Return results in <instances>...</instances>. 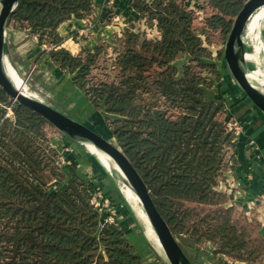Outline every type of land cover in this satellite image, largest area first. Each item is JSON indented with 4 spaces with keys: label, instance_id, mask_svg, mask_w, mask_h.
<instances>
[{
    "label": "trees",
    "instance_id": "trees-1",
    "mask_svg": "<svg viewBox=\"0 0 264 264\" xmlns=\"http://www.w3.org/2000/svg\"><path fill=\"white\" fill-rule=\"evenodd\" d=\"M247 1L208 0L199 18L178 0H134L160 39L127 31L110 78L100 81L92 74L104 48L74 56L58 33L63 23L90 14L92 0H19L9 22L52 48L38 61L49 57L114 117L113 138L175 236L210 243L232 261L261 264L264 232L241 220L218 191L236 141L227 131V105L208 99L207 75L219 80L221 73L208 63L203 42L213 33L227 41ZM185 56L189 63L178 76L175 62ZM47 125L0 88V264H143L124 228L105 223L92 204L95 184L73 164H62ZM66 180L65 188H53Z\"/></svg>",
    "mask_w": 264,
    "mask_h": 264
},
{
    "label": "crops",
    "instance_id": "crops-1",
    "mask_svg": "<svg viewBox=\"0 0 264 264\" xmlns=\"http://www.w3.org/2000/svg\"><path fill=\"white\" fill-rule=\"evenodd\" d=\"M146 1L152 2L153 0ZM133 3L134 0H92L93 9L90 14L79 19L73 18L59 27L58 33L64 39L61 47L74 56H78L86 50L94 52L98 48L103 47L102 58L107 53V50H120L119 40L123 39L127 31H129L126 29V25L143 32L148 29L145 20L134 8ZM45 47L47 46L43 45L42 47L39 44V40L32 36L30 31L19 30L8 22L5 32V54L9 62L8 65L15 66L19 70V68L24 69L25 67H31L34 63H39V67L51 70L52 74H56L58 78L62 79V83L70 86V106L65 110L58 107L55 102H44L79 121L75 115L81 112V107L84 108L85 105L91 103V100L83 90L74 84L73 76L67 71L60 69L49 57H45L40 61L37 60L43 51H47ZM188 59L185 56L175 62V66L179 65L178 70L183 71ZM237 101L241 105H239L241 109L236 110L238 111L236 114L247 118L248 124L246 128L250 139L237 140L232 148L231 160L233 165L230 168L233 173L232 178L241 183L243 194L240 198H234L233 195L230 196V206L234 205L235 208L247 211L248 202L264 190V113L242 91L237 97ZM229 110L231 112L230 108ZM81 114L84 115L83 111ZM56 135L57 133L53 135L51 143L59 149L56 146L59 142L56 143L57 140L54 141ZM61 138L64 140L59 143L61 147L59 150L69 160L67 164L72 163L82 178L100 188L103 199L115 200L117 206L110 208L112 209L110 213L117 217V221L120 220L118 221L120 225H123L124 223L121 219L125 222L134 213L132 206L128 204L130 202L122 192L119 181L111 178L112 176L105 170L97 157L84 146L71 139L66 140L63 135ZM62 143L69 146L70 152L64 150ZM227 178L228 175H225L218 186V191L223 190L226 192ZM52 185H55V188L58 185L61 188H65L67 180L63 184L53 182ZM113 210H115V213ZM262 229L264 232V225ZM177 238L193 264H247L245 262L232 261L223 254H215V248L210 243L197 244L188 235H181V238ZM261 264H264V260Z\"/></svg>",
    "mask_w": 264,
    "mask_h": 264
},
{
    "label": "rangeland",
    "instance_id": "rangeland-1",
    "mask_svg": "<svg viewBox=\"0 0 264 264\" xmlns=\"http://www.w3.org/2000/svg\"><path fill=\"white\" fill-rule=\"evenodd\" d=\"M178 1L188 5L189 8H193L194 10L192 9L190 11H194V14L195 12H197L195 15L198 16L199 18H204L207 14L208 4L206 3L205 0H178ZM262 9H264V7L259 9L257 12H255V14L251 17L249 21L248 29H246V33H245V44H246V52L250 55V57L247 59L249 66L253 70L260 71L262 74H264V16L259 20V22L256 25V18L258 14L262 11ZM0 11H1V5H0ZM128 26L129 25H126V27ZM251 30H253V32H251ZM203 40H204L203 41L204 47L211 54V57L207 58L208 63L216 66L217 71L221 73V78L219 80H216L215 77L212 75H207L208 80L213 84L211 90H207L208 93L207 96H209L208 99L219 103L221 102L225 103L227 105L226 122L236 124L237 127H239V135L237 137V140H241V139L249 140L250 138L247 135L248 132L246 128L248 124V120L243 115L241 116L239 114L238 115L236 114L238 112L236 110L241 109L240 108L241 105L237 101V97L241 94V90L231 78L224 62V49H225L226 40L220 35V33H213L210 36L209 40H207L206 38H203ZM259 45L262 47V50L260 53H257L256 47ZM221 53H223V55H219ZM118 55H119V50H115V51L107 50V53H105L104 57L101 58L102 63L96 69H94L92 76L98 79L99 81L108 80L110 78L109 72L112 71ZM188 63H189V59L188 62L185 64V66L188 65ZM39 65H40L39 63L38 64L34 63L31 67H25L24 69L19 68V70L15 66L14 67L12 65L9 66L14 70L15 74L18 77H20L21 80H23L25 85L30 89V91L33 94L37 95L43 101L55 102L58 107L67 110L68 106H70V86H66V83H62L61 82L62 79L58 78L56 74H52L51 70H48L46 68H41L39 67ZM34 67H35V71L31 72V70ZM176 67L178 69L179 65ZM177 75L181 76L182 71L178 70ZM86 95L88 94L86 93ZM229 108L231 109V112ZM80 109L81 112L83 111L84 115H82L81 112L75 115L79 119V122L82 121L80 123L85 124L86 126L90 127L92 130L100 134L101 136L107 138L108 140H113L114 142V138L109 128L110 127L109 123L113 122L114 117L106 114L104 109L96 108L92 102L89 103L88 105H85L84 108L81 107ZM48 124L49 125L47 126H48L50 141L53 135L57 133V135L54 137V141L57 140L56 143L62 142L64 139L62 140L61 136L62 135L65 136V135L60 133L50 123ZM65 138L66 140L70 139L67 136H65ZM59 143L56 146H58V148L61 149ZM62 145L64 144L62 143ZM87 150L89 151V149ZM228 150L229 151L227 156H231L232 155L231 149ZM105 170L111 176L113 175L111 178H115V180L119 181V178L116 174H114L112 171L111 172L108 171L106 168ZM120 187L122 189L121 183H120ZM219 192L226 194L228 196V194L223 190ZM105 201L109 209L114 206L115 207L117 206L115 200L106 198ZM128 204L132 206L130 203ZM229 205H230V199L228 196L227 206L231 207ZM111 210L112 209H110V211ZM132 210L134 214L130 218L128 217V219H126L125 222L121 219V221L124 223L121 226L126 230L127 240L129 242L131 240L132 243L131 242L130 243L134 246L135 249L137 248L136 252L142 258L143 264H169L161 248V245L157 240L158 238L156 233H155V237H153L146 223L139 217L137 211L133 208V206H132ZM113 212L115 213V210H113ZM236 212L238 216L239 215L242 216L240 217L241 220H244L245 218V220L249 219L252 222L253 225L252 229L256 228V230L257 229L259 230L260 228L261 232H263L262 226L264 225V208H258L254 212L252 211L247 212L245 211V209L236 208ZM115 218L117 219L116 216ZM118 224L120 225V223ZM178 237L181 238V235H179Z\"/></svg>",
    "mask_w": 264,
    "mask_h": 264
},
{
    "label": "water",
    "instance_id": "water-1",
    "mask_svg": "<svg viewBox=\"0 0 264 264\" xmlns=\"http://www.w3.org/2000/svg\"><path fill=\"white\" fill-rule=\"evenodd\" d=\"M19 0H0V88L15 102L41 115L60 133L89 149V145L107 154L124 174L127 184L136 194L146 214L169 264H193L184 252L177 236L163 218L144 179L118 145L116 140H108L90 127L62 113L50 104L24 94L16 85L8 71L5 54V32L8 22ZM264 7V0H248L238 13L224 49L225 66L240 90L264 113V87L254 81L244 55H247L245 33L251 17ZM98 159V158H97ZM99 160V159H98Z\"/></svg>",
    "mask_w": 264,
    "mask_h": 264
},
{
    "label": "built area",
    "instance_id": "built-area-1",
    "mask_svg": "<svg viewBox=\"0 0 264 264\" xmlns=\"http://www.w3.org/2000/svg\"><path fill=\"white\" fill-rule=\"evenodd\" d=\"M205 1L208 4V0H205ZM186 6L188 7V5H186ZM188 9L192 10L193 8L188 7ZM192 12H194V11H192ZM196 13L197 12H195V14ZM126 29L127 30H134L135 28L132 29L130 26H128V27H126ZM146 34L151 39H160V36H161L160 32L157 28L156 23L152 27H149L147 29ZM35 38L38 39L36 36H35ZM45 48H47V50L52 49V48H48V47H45ZM34 71H35V67L31 70V72H34ZM226 127H227L228 132L233 133V135L235 137V141H237V137L239 135V127H237L236 124H232L230 122H226ZM64 150L66 152H70L69 146L64 145ZM231 152H232V149H231ZM61 161H62V164L67 165L69 160L66 158L65 155L62 154ZM227 164H228V170L226 171L227 173H224V177H225V175H228V178L226 180L227 187L225 188V191H226V193H228L230 200H231L230 196H232V195L234 196V198H240L243 194L242 185L239 181L235 180V178H232L233 173H232V170L230 168L233 165V162L231 160V156H227ZM92 204L104 215L105 223H117L115 215L110 213L111 211L107 207L105 199H103L102 192H101L100 188H98L96 185H95V189L93 191ZM231 207H234V205H231ZM258 208H264V190L260 194L255 196L250 202H248L247 212H251V211L254 212Z\"/></svg>",
    "mask_w": 264,
    "mask_h": 264
},
{
    "label": "bare ground",
    "instance_id": "bare-ground-1",
    "mask_svg": "<svg viewBox=\"0 0 264 264\" xmlns=\"http://www.w3.org/2000/svg\"><path fill=\"white\" fill-rule=\"evenodd\" d=\"M263 16H264V9H262V11L258 14V16L256 18V25ZM253 30H251V32H253ZM261 50H262V47L260 45L256 47L257 53H260ZM249 57H250L249 54L244 55V59H245L246 64H247V66H245V67L248 69V72H249L251 78L254 81H256V83H258V85L264 87V74H262L260 71L253 70L249 66L248 61H247V59ZM7 67H8V71H9V74L11 76V79L13 80L16 87H18L27 96L41 100L37 95L33 94L30 91V89L25 85L23 80H21V78L15 74L14 70L9 65H7ZM89 151L100 160V162L103 164V166L108 171H110V172L112 171L114 174H116L118 176L119 181L122 185V191H123L124 195L126 196L128 201L130 202V204L133 206V208L137 211L139 217L146 223L147 227L149 228L151 235L153 237H155V232L152 229L151 224H150L146 214L144 213L142 206L140 205V202H139L136 194L133 192L131 187L127 184L126 178H125L124 174L122 173V171L120 170V168L112 161V159L107 154H105L102 151L94 148L93 146L89 145Z\"/></svg>",
    "mask_w": 264,
    "mask_h": 264
}]
</instances>
